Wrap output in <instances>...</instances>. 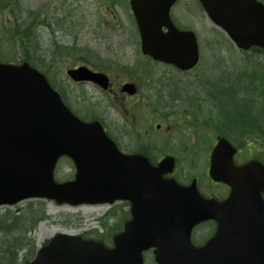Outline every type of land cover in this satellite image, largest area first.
Returning a JSON list of instances; mask_svg holds the SVG:
<instances>
[{
  "label": "water",
  "instance_id": "95a60500",
  "mask_svg": "<svg viewBox=\"0 0 264 264\" xmlns=\"http://www.w3.org/2000/svg\"><path fill=\"white\" fill-rule=\"evenodd\" d=\"M176 0H131L144 52L191 67L198 58L193 33L178 31L169 10ZM209 16L241 49L264 48V5L256 0H202ZM166 26L168 31L163 33ZM186 65H183V64ZM76 80L97 76L80 67L70 70ZM230 145L221 139L212 156L211 175L228 183L231 195L223 203L201 196L196 181L181 187L163 179L166 167L147 160L133 172L119 162L120 154L97 123H84L62 103L40 72L22 65L0 63V204L28 197H48L58 203L132 202L133 218L114 237V247L59 234L28 264H143L142 251L156 248L158 264H247V165L235 167L221 158ZM77 166L74 181L57 183L54 169L61 155ZM172 171V170H170ZM206 219L219 223L215 236L201 248L192 243L195 225ZM235 246L230 257H218L217 246ZM228 254V249L225 250ZM231 253V251H230ZM252 259V264L254 263Z\"/></svg>",
  "mask_w": 264,
  "mask_h": 264
},
{
  "label": "rangeland",
  "instance_id": "374dc122",
  "mask_svg": "<svg viewBox=\"0 0 264 264\" xmlns=\"http://www.w3.org/2000/svg\"><path fill=\"white\" fill-rule=\"evenodd\" d=\"M21 1L24 6L41 10L43 14L41 16L45 22L39 25L37 31L42 38V42L46 45L45 47H50V51L46 52L41 48L40 55H42V58H46L57 49L64 50L75 46L71 54L73 53L76 56H70L71 61L67 59L63 62L56 61L50 68V73L55 76V82L59 85H63L59 79L57 80L56 74L59 69L84 59L95 61L94 55L96 54L106 61V65H110L115 69L118 65L124 64L131 69L140 70L138 66L142 59L138 53L139 38L131 14L129 0ZM175 5L174 8L177 11L174 12V16L178 23L185 26H194L198 33L201 41L203 65L199 69L186 74H180L163 66L147 64L144 68L151 75L157 92L164 93L167 91L179 95L180 101H174V98L171 97L162 98L160 110L163 113L180 112L185 106L184 100L197 99L201 124L204 125L205 123L209 126L199 125L196 135L198 136V151L194 149L196 154H192L193 157L190 163L187 160L188 152L185 154L181 152L182 148L179 140L183 136H185L184 140L190 146H194L191 139L193 135L188 129L173 132L170 145L180 159L178 166L180 179L186 182L189 175L198 174L202 177L203 184L206 185L204 177L208 165V155L206 153L209 152L212 145L213 137L211 135L216 132H212L210 128L213 119L218 120L215 123L220 122V126L230 133L232 139H243L257 144L262 141L253 134L239 137L238 134H241L242 130L247 131L248 124L237 127L233 125V122H238L239 119L243 118L240 114L242 111H246L244 105L248 100L252 102L249 106L251 110L248 118L249 126L264 127V100L258 103V98L264 97V90L262 96L260 92V76L264 73V55L256 56L254 52H249L250 58L247 59V55L239 51L226 33L215 26L202 13L203 11L200 10L196 0H182ZM114 14L117 16V20H113ZM115 69L106 71L112 72L114 76H120ZM251 75H254V77L252 78ZM63 77L66 80L64 75ZM145 77L143 72L142 78ZM156 79L158 80L155 81ZM70 82H65L69 94L77 97L82 96L81 88L73 86ZM85 91L89 94L90 103H84L80 100L81 105L90 106L97 114H100L102 112V102L105 101L104 96L93 87H85ZM145 92L151 91L146 88ZM231 94H235L236 102H233ZM213 103L218 104L219 108L218 106L213 108ZM236 110V116L233 117ZM224 114H227L228 118ZM115 119L114 115L112 120ZM184 131H186V134L183 133ZM71 168L70 163H64L59 175L57 169V178L68 179V174L73 171ZM120 207L121 204L99 208L93 206H60L54 201L41 199L25 200L11 207L12 210L19 209L21 212H26L29 208H39L45 210L48 215V218L38 223L31 233L33 245L19 253V264L23 263L27 256L39 248L44 241L59 232L69 231L88 237H97L101 233H104L106 237L112 235V228L120 227L122 217L120 209L126 210V206ZM115 208H118L115 216H111V214L104 215L107 211ZM3 209L5 207H0V211ZM11 212L16 213V211ZM102 224L105 226H102Z\"/></svg>",
  "mask_w": 264,
  "mask_h": 264
},
{
  "label": "flooded vegetation",
  "instance_id": "af4514ba",
  "mask_svg": "<svg viewBox=\"0 0 264 264\" xmlns=\"http://www.w3.org/2000/svg\"><path fill=\"white\" fill-rule=\"evenodd\" d=\"M94 70L98 71L95 68ZM128 81H133L136 84L138 89L137 94L130 95L123 91V84ZM148 81L149 79L141 85V82L137 84L133 79L121 80L120 78H111L110 87L107 91H103L99 86L91 82H75L74 84L81 87L89 85L104 92L106 98L102 102V112L100 115H95L90 106L81 105L80 100L84 103H89L84 96L77 97L69 94L68 91H64V97L69 102L71 108L83 119L91 121L98 120L100 117V121L106 130L111 132V135L114 132L116 133L117 143L123 153L143 154L153 164L157 165L164 156L171 154V152L165 141L154 140V136L161 130V124H154L161 117V110L155 107V105L156 103L159 104L164 97L174 98V101H178L179 98L176 94L167 91L164 93L157 92V89L154 86L151 87ZM146 88L150 89L151 92H145ZM185 108L184 112H187L189 108L197 109V105L189 100L186 101ZM193 111L190 113L189 121L181 119V116H179L176 121L171 123V118H169L167 120L170 121L167 132H170L172 127L176 126L177 123L194 124L195 113ZM113 114L116 117V123L115 120H112ZM160 147H164L166 150L162 151ZM254 161H258L264 167V138L257 152L250 147L249 153H247L246 147L237 146L235 162L238 165ZM262 171L261 175L263 174V177L260 180V186L264 188V168ZM197 178L199 180V176ZM200 187L201 192L206 197L214 198L218 201L226 199L230 192V187L224 183L210 182L208 185L200 184ZM258 197L256 205L249 204L247 206V259L255 258L263 259L264 261V192L261 191ZM249 202L251 203V197L249 198ZM216 230L217 222L214 220L201 223L194 229V244L198 247L203 246L215 234ZM144 256L147 261L154 259V249L144 252Z\"/></svg>",
  "mask_w": 264,
  "mask_h": 264
},
{
  "label": "trees",
  "instance_id": "16d2710c",
  "mask_svg": "<svg viewBox=\"0 0 264 264\" xmlns=\"http://www.w3.org/2000/svg\"><path fill=\"white\" fill-rule=\"evenodd\" d=\"M41 12V11H39ZM38 11L37 13L24 8L20 0H0V56L7 60H27L35 66H49L52 56L42 58L40 51H50V47L42 42L37 29L44 21ZM43 45V46H42ZM50 46V45H49ZM42 48V49H41ZM256 56L264 55V50L252 48ZM250 57H247L249 59ZM261 91V90H260ZM247 111H242L239 124H249ZM245 108V107H244ZM250 126L247 125V131ZM247 132H242L245 135ZM260 136V131L255 133ZM45 210L29 208L26 212L12 213L7 211L0 214V264H19V252L31 244L28 233L34 229L39 219L45 217ZM104 225V224H103ZM105 226V225H104ZM113 233L119 228H112ZM98 238L103 240L106 235L99 234ZM33 253L27 256L25 262L32 259Z\"/></svg>",
  "mask_w": 264,
  "mask_h": 264
}]
</instances>
